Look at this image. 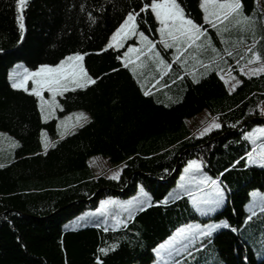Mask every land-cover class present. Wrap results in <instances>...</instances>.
<instances>
[{"label": "trees", "instance_id": "trees-1", "mask_svg": "<svg viewBox=\"0 0 264 264\" xmlns=\"http://www.w3.org/2000/svg\"><path fill=\"white\" fill-rule=\"evenodd\" d=\"M177 1L186 16L204 24L200 0ZM257 1L264 9V0H241L247 16L254 13ZM150 2L28 0L21 13L25 29L21 37L15 0H0V133L6 131L19 139L14 156L0 162L5 165L0 168V264H96L97 256L103 264H154L153 249L177 227L199 218L182 192L181 199L167 207L153 206L138 212L127 227L91 224L71 228L63 222L97 207L106 195L135 193L140 183L151 193L155 204L169 193L187 161L194 158L206 161L205 169L213 178L219 177L226 189L225 205L208 219L226 220L230 228L238 231L215 232L189 264H264V256L258 258L253 244L243 235L249 226L264 231V214L259 207L255 208L257 215L253 220L244 223L250 214L245 206L249 205L252 192H264V167L246 166L244 161L233 166L253 147L242 139V134L264 124V71L241 74L239 85L231 90L220 79L218 70L194 74L199 83L193 82V75L186 72L172 89L175 98L171 102L153 94L144 96L137 77L116 58L123 55L125 47L104 49L127 13L139 12L144 3ZM136 22L138 31L159 40V24L150 9L140 13ZM209 32L215 35L223 52L224 45L215 31L209 28ZM251 36L249 42L243 35H238L237 40L232 36L229 50H242L247 43L246 49L252 47V51L244 54L241 64L251 59L255 51L264 64V45L261 47L260 40L252 44L257 36ZM157 46L164 58L173 62L172 50ZM76 52L87 53L84 65L98 79L87 89L60 96L61 115L78 109L89 114L88 123L62 138L56 130L57 119L44 121L39 99L13 89L8 77L18 61L35 70L42 64L55 65ZM173 65L178 72H184L178 64ZM205 109L219 118L223 128L195 139L197 134L186 120ZM253 117L238 130L244 120ZM233 124L236 127H230ZM44 129L49 130L48 138L55 144L47 150L42 143ZM96 154L107 157L113 165L124 164L119 181L94 175L88 161ZM146 173L167 180L160 181ZM92 195L89 202L79 201ZM62 206L67 207L57 211ZM104 227L109 231H104ZM112 244L118 245L114 252L107 256L98 252ZM212 251L217 257L207 259L206 253Z\"/></svg>", "mask_w": 264, "mask_h": 264}, {"label": "snow or ice", "instance_id": "snow-or-ice-1", "mask_svg": "<svg viewBox=\"0 0 264 264\" xmlns=\"http://www.w3.org/2000/svg\"><path fill=\"white\" fill-rule=\"evenodd\" d=\"M28 0H15L17 15V22L19 24L21 37L24 33L23 16L21 13L26 7ZM199 7L203 12L204 24H199L193 19L188 18L184 9L177 2V0H151L149 3H144L139 12L131 10L127 13L126 18L116 28L115 32L107 44V49L119 50L125 47L126 41L139 37L140 47L128 46L123 55H117V59L122 61L124 68H130L132 75L137 76L138 69L147 67L149 63L154 64L159 71L160 79L156 80V85L162 83L164 76H166L172 69V63L167 62L157 50V44L162 45L164 50H173L172 61L180 67L187 70L189 61L202 63L199 60V54L202 51L211 50L213 53L212 59L214 61L222 60L223 55L229 57L233 56V52L227 47L221 53L212 42L209 35V28L215 31L222 44L227 45L228 41L224 38V33L229 31V26L233 23L249 24L251 21L248 16L242 12L241 0H200ZM150 9L154 14L155 20L159 27L156 31L159 33V40L150 39L143 31H138V24L136 22L140 13L146 12ZM89 18L92 14L89 13ZM207 25L208 27H205ZM249 52L252 51L250 47ZM87 53L76 52L64 57L59 63L55 65L42 64L35 70H29L26 67L17 65V70L9 73V80L13 89L23 90L39 99L40 112L43 115L51 116L56 109L61 108L57 103L56 97L63 96L66 92L76 91L77 89H87L91 85L97 83L98 78H93L89 74L83 64L84 56ZM133 56L135 59H133ZM253 59L259 60V53H253ZM253 61H249L252 63ZM226 63V61H225ZM239 65V61H237ZM207 70L211 64H203ZM112 71H118L113 69ZM243 68L241 72L243 73ZM251 75H257L258 72L264 71L261 69H250ZM248 75V73H244ZM107 75V74H105ZM193 82L199 83L195 79L194 73ZM183 79V76L179 77ZM220 79L225 85H228L230 90L235 89L240 81L231 75V67L228 69V78L221 74ZM230 80L233 81L230 83ZM139 83V79L137 80ZM175 83V81H173ZM31 84V88H29ZM164 84V87H167ZM140 87L143 89L144 85ZM51 95L50 100H46L44 93ZM144 96H151V90L143 91ZM62 110V109H61ZM261 115L264 116V109L261 110ZM73 116L75 119L73 120ZM70 122V123H69ZM89 122L88 116L81 112L75 113L72 116L65 117L61 124L64 132L71 131L76 127H83ZM230 127H236L235 124ZM222 123L219 122L218 117H213L205 127H203L195 139H201L213 131L221 130ZM2 135V134H0ZM44 133H42V136ZM64 133H61L63 138ZM191 139V138H190ZM242 139L245 142H250L253 147L251 151H245V155L234 161V165H239L241 161L245 165H258L264 167V126H257L251 131H245L242 134ZM45 150L48 147H55V144L42 140ZM5 165L0 164V168ZM127 165H125L126 167ZM206 161L203 159H189L186 166L183 168V174L180 176L179 188L181 191H173L167 193L161 201L153 203V197L141 187L139 194L133 197L130 201L120 202L118 200L109 198L100 201V207L96 209L97 213L107 212L109 206L115 205L122 208L127 213V219L120 215H113L112 220L115 226L127 227V224L134 219L138 212L146 211L149 207H167L170 202L181 199V192L188 198L194 211L202 216H208L210 213L221 209L226 203V189L222 186V181L219 177L213 178L204 171ZM230 169H225L229 171ZM167 171V170H166ZM123 172V168L113 172L108 179L119 181ZM221 177L224 173L219 174ZM260 212L264 214V196L260 197L257 205ZM249 215L246 217L244 223L248 224L257 215L255 208L252 205L245 206ZM230 229L233 232L238 231L237 228H230L228 222H212V223H185L177 227L175 231L157 248L153 249L155 253L154 264H189L204 247L205 240L213 236L219 230ZM104 231H109L108 227H104ZM117 244H112L107 247L98 249V252L107 256L109 252H114L117 249ZM96 264H103V260L97 256Z\"/></svg>", "mask_w": 264, "mask_h": 264}, {"label": "rangeland", "instance_id": "rangeland-1", "mask_svg": "<svg viewBox=\"0 0 264 264\" xmlns=\"http://www.w3.org/2000/svg\"><path fill=\"white\" fill-rule=\"evenodd\" d=\"M257 4H258L257 5L258 7L254 10V13L252 15L248 16V17H250L249 19L251 21L250 27H251V29L253 28L252 32L245 27H244V29H242V27H239L238 31L235 32L236 31V28H235L236 24L233 23L232 25L229 26V31L224 33V38L228 41L227 45L223 44L224 48L227 47L229 49V47H231L230 43H232V41L230 39L232 36H234L233 40H234V38H236V40H237L238 35H243L248 42L252 41L253 36H251V33H252V35L254 34L255 36H257V39L253 40L254 43H252V44L255 45V43L260 40L261 47L264 45V9L260 8V6H261L260 1H257ZM242 12L244 13V15H246L243 10H242ZM23 24H24V22H23ZM209 35L212 38V42L215 43V45L218 48H220L221 46L217 45V43L215 42L216 41L215 35H213V33H211V32H209ZM126 42H128V41H126ZM137 46L140 47L141 45L137 44ZM158 51H160L159 48H158ZM242 51H243V53H246V52H248V49H246L242 45ZM202 52L204 55L199 56V60L204 63L206 58H207L206 55L210 54L211 50L209 49L207 51H202ZM253 53H258V52L255 51V52H252V54ZM161 54H162V52H161ZM249 61H253V62L249 63ZM193 63L195 64V66L199 65L198 68L201 69V71L205 70V68L203 67V65H201V63H196L195 61H193ZM243 63H244L243 64L244 67H242L244 70L243 73L241 72V68H240L239 73H237V72L234 73V71L231 67V74L234 73V75H232V76L236 77V79L239 81H241V74L248 73V75H251V72L249 71L250 69H261L262 67H264V64H263V61L261 60V58L259 60H254L252 57L251 59L246 60ZM83 64H84V60H83ZM17 65H20L22 67H26L29 70H32L26 65V63L24 61H18L10 68L9 73L16 71ZM261 72H263V71L258 72V74ZM224 75L226 78H228L227 77L228 76V70L226 72H224ZM230 83H232L231 80H230ZM29 88H31V84H29ZM44 97L46 100L51 99V95L47 92L44 93ZM56 100H57V103L61 106V108L56 109L54 114L51 116L43 115V119H44V121H49L51 119L56 118L57 119L56 130H57L58 134H61L64 132L63 126H60V127H58V126L61 124V121H63L65 117L72 116L75 113H81V112L88 113L84 109H78V110H74L72 112H68L66 114L61 115L59 113V110L62 109V105L60 102V96L56 97ZM212 118H213V115L210 113V111L208 109H205L204 111L198 113L194 117L187 119L186 122H187L188 127L198 135L199 131L203 127H205L209 122H211ZM74 119H75V117L73 116V120ZM257 126H264V124L255 125L254 127H252L251 129H249L247 131H251L253 128H255ZM42 133H44V135L42 136L43 140L49 139L48 138L49 137V130L44 129L42 131ZM0 134H2V135H0V162L8 161L9 159H11V157L14 156L15 149L19 145V139L17 137H15L14 135L6 132V131H1ZM194 159H196V158H194ZM88 162H89V167L93 173H99L100 175L103 174V175H106L108 177L113 172L118 171L119 169L124 167V164L113 165L107 157H105L101 154L92 155L89 158ZM204 171L207 172L208 175H210L208 170L204 169ZM182 174H183V170L180 173L176 184L174 185V187H172L170 189L169 192L181 191L179 188V182H180V176ZM141 187L143 188L144 191L148 192L151 195V193L142 185V183H140L137 187L136 192L133 194H130L128 196L106 195L105 197L101 198L100 201L101 200H107L109 198L118 200L122 203L126 202V201H130L133 197H135L139 194ZM262 196H264V192L259 191V190L253 191L252 192V198H251L249 205H252L254 208L258 207L257 205L259 204V199ZM100 201H99L97 207L85 209L82 212L75 215L74 217H72L71 219H66L63 222V224L65 226H68L71 228H77V227L87 226V225H91V224H101V225L113 227L114 226L113 220H112L113 215H120L122 218L127 219V213L124 212L122 208H119L118 206H115V205L109 206V209L107 212L97 213L96 209L100 207ZM218 210H220V209H218ZM213 213H210L208 216H202L199 214V218L192 220L188 223H194V222L195 223H212V222L218 223L220 221H223V220L216 221L213 219H208V217H210V215H212ZM205 218H207L208 220H205ZM243 235H244L245 239H248L253 244V247L255 249V255L258 258L263 257L264 256V231H258L253 226H249L247 229L244 230ZM205 256L207 257V259H210V260H214L217 257L215 251L206 253ZM134 264H140V263H134ZM191 264H199V263L194 262ZM214 264H224V263L222 261H217Z\"/></svg>", "mask_w": 264, "mask_h": 264}, {"label": "crops", "instance_id": "crops-1", "mask_svg": "<svg viewBox=\"0 0 264 264\" xmlns=\"http://www.w3.org/2000/svg\"><path fill=\"white\" fill-rule=\"evenodd\" d=\"M249 26H250V23L247 24V25H245V24L237 25L236 24V27H235L236 31L235 32L238 31L239 27H242V29H244V27H245V28H247L248 30L251 31V27H249ZM243 41H244V43L247 42L245 39H243ZM244 43H242V44H244ZM137 44H139V37L138 36L134 37L133 39L128 40V42L125 43V50L124 51L127 50L128 46H136V47H138ZM213 44L215 45V43H213ZM243 46L246 48L247 47V43L244 44ZM215 47L217 49H219L216 45H215ZM237 48H239V47H237ZM157 50H158V48H157ZM171 52H172L171 55H173L174 49ZM232 52H233V56L229 57V56H227L225 54V55H223V59L222 60H218V61H214L212 59V57H213V53L212 52L210 54H207L206 55L207 58H206L205 62L204 63L202 62V63L203 64H211V67L209 69H207V70L205 69L203 71H201V69L198 68L199 65L195 66V64L191 60L188 63L187 70H185L184 68H182V67H180L178 65L179 69L181 68V69L184 70L183 73L178 72L176 70L175 66L173 65V62L168 61L167 58L165 57L164 59L167 62L172 63L173 67H172L171 71L166 76H164L162 83L159 84V85H156L155 87H154V85L156 83V80L160 79V77H159V71L157 70V68H156V66L154 64L149 63L147 65V67H145L143 69H138L136 77H137V79H139L140 84L144 85V90H151L152 94L155 95L156 97H159L161 99H166L168 102H171L175 98V96H173V94H172V89H174L175 84L179 82V79H180L179 77L183 76L184 73H186V72L187 73H191V74L194 73L196 76H200L205 71L207 72V71H211V70H218L221 74L224 75V72H226V70H228L229 67H232L234 73H236V72L239 73L240 72V68L244 67L243 66L244 63L241 64V62L245 58V56H244L245 53H243L242 50L238 51L235 48H234V50ZM221 53H223V52L221 51ZM202 55H204L203 52H201L199 54V56H202ZM230 58H232V59L230 60ZM133 59H135L134 56H133ZM225 61H226V63H225ZM237 61H239V65H237ZM202 63H201V65H203ZM234 73H232L231 75H234ZM173 81H175V83H173ZM164 84H167L168 86L164 87ZM85 114L89 118V114L88 113H85ZM69 132L70 131L63 132V133L65 135V134H67ZM45 141L49 142V144L53 143V141H50L49 139H46ZM94 175L95 176H99L100 174L99 173H94Z\"/></svg>", "mask_w": 264, "mask_h": 264}, {"label": "water", "instance_id": "water-1", "mask_svg": "<svg viewBox=\"0 0 264 264\" xmlns=\"http://www.w3.org/2000/svg\"><path fill=\"white\" fill-rule=\"evenodd\" d=\"M254 119H255V118L253 117V118H248V119L244 120V121L241 123V125H240V127H239L238 130L243 129L247 122L252 121V120H254ZM146 174L149 175V176H153L154 178H156V179H158V180H160V181L167 180L166 178H165V179L160 178V177H159L158 175H156V174H152V173H146ZM93 198H94V195H92V196L89 197V198L80 199L79 201H87V202H89V201L92 200ZM67 206H68V205H67ZM67 206H62V207H60L57 211H59V210L65 208V207H67ZM1 215H4V214L2 213Z\"/></svg>", "mask_w": 264, "mask_h": 264}, {"label": "bare ground", "instance_id": "bare-ground-1", "mask_svg": "<svg viewBox=\"0 0 264 264\" xmlns=\"http://www.w3.org/2000/svg\"><path fill=\"white\" fill-rule=\"evenodd\" d=\"M227 71V70H226ZM227 75V74H226Z\"/></svg>", "mask_w": 264, "mask_h": 264}]
</instances>
